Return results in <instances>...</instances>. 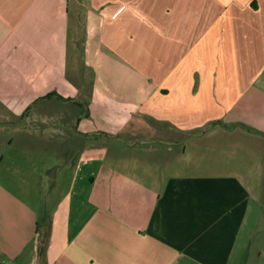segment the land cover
Here are the masks:
<instances>
[{
	"label": "crops",
	"instance_id": "crops-1",
	"mask_svg": "<svg viewBox=\"0 0 264 264\" xmlns=\"http://www.w3.org/2000/svg\"><path fill=\"white\" fill-rule=\"evenodd\" d=\"M0 264H264V0H0Z\"/></svg>",
	"mask_w": 264,
	"mask_h": 264
}]
</instances>
